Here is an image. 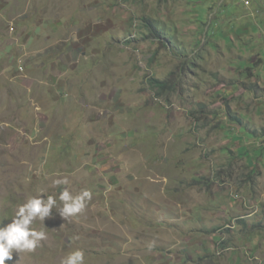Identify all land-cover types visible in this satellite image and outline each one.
I'll use <instances>...</instances> for the list:
<instances>
[{"label": "rangeland", "instance_id": "obj_1", "mask_svg": "<svg viewBox=\"0 0 264 264\" xmlns=\"http://www.w3.org/2000/svg\"><path fill=\"white\" fill-rule=\"evenodd\" d=\"M49 195L5 264H263L264 0H0V226Z\"/></svg>", "mask_w": 264, "mask_h": 264}, {"label": "clouds", "instance_id": "obj_2", "mask_svg": "<svg viewBox=\"0 0 264 264\" xmlns=\"http://www.w3.org/2000/svg\"><path fill=\"white\" fill-rule=\"evenodd\" d=\"M54 185H67L69 181L58 179ZM92 197L90 190H81L77 195H72L68 189L59 194V200L63 202L58 213L63 219L74 217L82 212L86 202ZM56 199L49 195L46 199L31 197L25 203L18 206L15 216L6 226H0V264L13 259V251L17 253L33 251L39 241L46 239L43 230H35L30 227L35 220L43 222L50 218L51 210L56 206ZM84 252L75 250L62 258L60 264H84Z\"/></svg>", "mask_w": 264, "mask_h": 264}, {"label": "crops", "instance_id": "obj_3", "mask_svg": "<svg viewBox=\"0 0 264 264\" xmlns=\"http://www.w3.org/2000/svg\"><path fill=\"white\" fill-rule=\"evenodd\" d=\"M264 205V204H263ZM219 213L220 214H224L222 211H219ZM253 215H254V213H248V214H245V215H243V217H248L249 219H251V223H250V225H248L249 227L248 228H250V227H252V225H253ZM235 218V217H234ZM259 221V223H260V230L262 231V230H264V212H263V214L261 215V217H260V220H258ZM230 224V223H229ZM234 226L235 225H231L230 224V228H232V229H234ZM255 227H257V226H255ZM233 231V230H232ZM257 238H258V236H257ZM260 238V237H259ZM262 238H264V237H261V239H260V241H259V246H260V242H261V246H262V248H263V251H264V239L262 240ZM262 240V241H261ZM261 248V247H260ZM263 264H264V262H263Z\"/></svg>", "mask_w": 264, "mask_h": 264}, {"label": "trees", "instance_id": "obj_4", "mask_svg": "<svg viewBox=\"0 0 264 264\" xmlns=\"http://www.w3.org/2000/svg\"><path fill=\"white\" fill-rule=\"evenodd\" d=\"M153 30L157 35L158 32L154 28ZM167 80H168L167 78L166 79H156V78L150 77L148 81H149L150 86L153 89L157 90V89H163V88L168 87Z\"/></svg>", "mask_w": 264, "mask_h": 264}]
</instances>
